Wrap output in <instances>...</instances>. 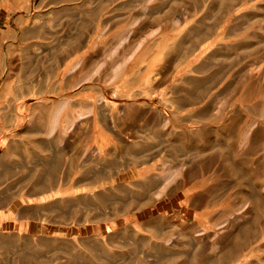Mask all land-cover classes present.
Returning a JSON list of instances; mask_svg holds the SVG:
<instances>
[{"label": "rangeland", "instance_id": "rangeland-1", "mask_svg": "<svg viewBox=\"0 0 264 264\" xmlns=\"http://www.w3.org/2000/svg\"><path fill=\"white\" fill-rule=\"evenodd\" d=\"M4 25L0 264H264V0H0Z\"/></svg>", "mask_w": 264, "mask_h": 264}, {"label": "crops", "instance_id": "crops-1", "mask_svg": "<svg viewBox=\"0 0 264 264\" xmlns=\"http://www.w3.org/2000/svg\"><path fill=\"white\" fill-rule=\"evenodd\" d=\"M5 30H8V26L7 25H4V26L0 27V31H5ZM6 44H7V40L3 41V39H0V45L1 46H4ZM1 56H2V54L0 55V62H1L0 69H2V64H3L2 63L3 56L2 57ZM3 106L5 108L7 105H2L0 107L3 108ZM16 107H19V106L17 105ZM6 108H8V106ZM9 122H10V120H9V112L2 110L1 113H0V124H2V125L3 124H8ZM2 139H3V134H0V140H2Z\"/></svg>", "mask_w": 264, "mask_h": 264}]
</instances>
